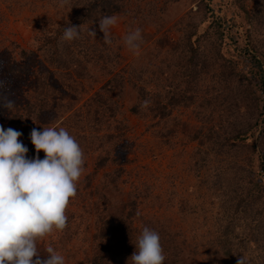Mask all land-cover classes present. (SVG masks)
Wrapping results in <instances>:
<instances>
[{
    "label": "rangeland",
    "instance_id": "1",
    "mask_svg": "<svg viewBox=\"0 0 264 264\" xmlns=\"http://www.w3.org/2000/svg\"><path fill=\"white\" fill-rule=\"evenodd\" d=\"M205 1L212 7V17L222 23L226 57L236 61L234 73L223 67L225 60L215 52L221 39L217 26L204 21L202 0H114L121 9L114 13L118 20L110 29L112 43H104L99 24L91 42L105 55L107 49L112 55L111 49L120 47L112 68L119 71L127 66L130 71L137 66L138 81L123 87L125 98L114 117L101 107L96 111L95 100L90 104L109 77L101 74L98 82L85 78L79 88H67L68 94L60 95L59 104L48 113L44 126L65 127L85 153V171L66 209V227L45 237L39 246L53 247L65 257V264H87L98 252L103 240L95 226L103 209L108 215H121L120 229L129 228L135 238L150 222L148 227L166 225L173 232H184L188 243L206 239L221 210L208 189L215 170L239 179L244 173L232 170L235 160L256 173L259 160L264 159V60L260 55L264 54V0ZM54 2L0 0V50L16 46L19 59L22 49H39L50 22L64 16L61 4L57 8ZM135 27L143 36L138 56L124 43L126 33ZM195 30L202 33L200 54L187 61L191 55L185 52L187 34ZM42 51L35 57L38 61ZM28 79L25 88L36 80L32 75ZM140 88L156 93V106L167 104L165 116L157 109L154 114L144 108V116L130 111ZM253 96L260 100L258 110ZM258 114L261 124L250 144L236 147L229 143L222 153L212 148L217 147L216 135H222V140L239 128L245 130L257 121ZM120 122L125 125L123 143L129 144L132 153L116 183L110 184L113 177L106 173H114L116 166L109 163L104 169L96 168V162L104 146L116 152L110 142L103 146L102 138L110 126ZM135 195H139L137 211L128 216L123 203Z\"/></svg>",
    "mask_w": 264,
    "mask_h": 264
},
{
    "label": "trees",
    "instance_id": "2",
    "mask_svg": "<svg viewBox=\"0 0 264 264\" xmlns=\"http://www.w3.org/2000/svg\"><path fill=\"white\" fill-rule=\"evenodd\" d=\"M51 1H55L57 8L61 7L59 6L60 0ZM200 6L204 9V21L207 20L211 23L209 26L215 24L218 28L221 43L215 52L225 60L223 67L228 66V72L232 74L236 69V61L232 56L226 57L222 23L212 17L210 9L212 7L208 2L202 0ZM60 9H64V16L50 22L51 29L49 28L43 35V44L39 46V49L43 48L40 61L35 58L39 57L41 52L38 48L32 51L22 49L19 52V59L14 51L16 46H4L0 50V80L6 82L7 94L16 101V109L12 114L6 109L0 108V125L4 124L5 128L12 127L22 133L19 139L27 145L29 149L27 155L31 157L37 155L30 140L31 129H42L50 110L55 109L59 104L60 95L68 94L65 92L68 90L67 88L73 89L75 86L79 88L85 78H92L98 82L100 74L109 76L101 86L100 92L98 91L94 97L92 96L93 99L91 97L90 104L95 100L98 105L96 111H99L101 107L105 114L114 117L120 109V100L125 98L123 87L128 84L135 86L139 78L136 72L137 66L130 71L127 66L122 67L119 71L112 68L113 61L119 58L120 47L117 50L111 49L112 55L108 54L106 48L107 55H105L97 44L91 42L92 37L89 35V29L94 30L102 16L112 15L121 9L114 0H67V3ZM69 23L82 26V35L79 39L73 41L62 39L63 28ZM199 32L195 30L187 34V50L185 52L191 53L187 61H192L196 55L200 54L199 40L202 33ZM177 48H173L174 51L178 50ZM260 55L264 60V54ZM30 75L34 76L36 80L33 84H27V88H25ZM190 75L192 79L195 78V73ZM113 94L117 97L113 98ZM135 94V100L131 101L129 105L133 114L144 116L145 110L141 107V102L148 99L150 104L146 109L154 114L157 109L160 114L165 116L167 104L163 107H159V104L156 106L158 99H156L155 92L140 88L136 90ZM256 96H253V100L258 110L260 104L258 98L260 97L256 98ZM51 99L54 101L52 102ZM60 102L62 103L61 100ZM259 116L258 114L257 121L249 123L245 130L239 128L232 135L226 134L222 140H220L222 135H219L218 138L216 135L217 140L214 145L217 147L212 146V148L218 153H222L224 147L229 143H231L230 146L236 147L250 144L252 136L255 135L254 132L261 124ZM110 127L103 135L102 144L104 146L106 142L112 143L110 148L116 149V152L112 154L104 146L105 150L98 157L96 168L104 169L109 163H113L116 166L115 172L106 173V176L113 177V182L110 184H114L124 171V165L129 162L132 150L128 143H123L122 136L125 133V125L120 122L113 128ZM106 134L107 136H105ZM197 136L195 135L194 138L196 139ZM38 155L43 158L45 154L41 151ZM235 161L237 163H232V170L244 173L239 179H237V175L231 176L222 169L215 170L216 176L212 177L208 189L210 193L212 192L213 203L219 202L221 210L220 215L213 223L214 229L207 231V236H204L206 239L188 243L184 232H173L166 225L150 227L160 234L165 255L164 264H237L240 255L246 258L247 264H264V178L262 177L264 175V159L259 160L256 173H254L255 171H246L250 168L248 164L247 168L241 161ZM245 171L248 173L247 175H245ZM146 193L147 191H145ZM101 194L107 198L105 193ZM138 196L135 195L123 203V208L129 210L128 216L137 211ZM93 205L95 206V203ZM97 217L95 227L103 241L100 242L98 252L92 256L91 262L87 261V264H127L128 259L135 251L137 239L133 236L132 230L129 228L120 229L121 215H108L107 211L103 209ZM152 224L147 222L146 226ZM45 250V248L39 249L41 259L47 258L48 254ZM128 264H132L131 260Z\"/></svg>",
    "mask_w": 264,
    "mask_h": 264
},
{
    "label": "clouds",
    "instance_id": "3",
    "mask_svg": "<svg viewBox=\"0 0 264 264\" xmlns=\"http://www.w3.org/2000/svg\"><path fill=\"white\" fill-rule=\"evenodd\" d=\"M65 3L67 0H60L61 6ZM117 20L113 14L98 21L105 44L112 43L110 29ZM81 28L69 23L63 28L62 39H79ZM89 35L95 38V30L89 29ZM124 43L134 55H140L141 29L128 31ZM149 104L150 100L144 99L141 107L147 108ZM0 108L10 114L16 109V101L7 94L4 80H0ZM21 136L19 130L0 125V264H65V257L51 246L45 250L47 258L41 259L39 244L66 227V209L76 196L78 181L85 171V153L76 137L63 126L31 129L35 157L27 155L29 149L19 139ZM41 151L43 158L38 155ZM129 260L132 264H164L160 234L144 226L127 264ZM237 264H247L246 258L240 255Z\"/></svg>",
    "mask_w": 264,
    "mask_h": 264
}]
</instances>
